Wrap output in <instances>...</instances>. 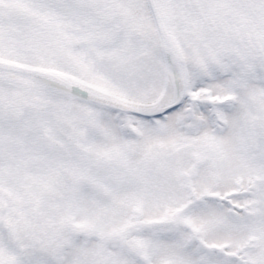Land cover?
<instances>
[{"label":"snow or ice","instance_id":"6c2138e0","mask_svg":"<svg viewBox=\"0 0 264 264\" xmlns=\"http://www.w3.org/2000/svg\"><path fill=\"white\" fill-rule=\"evenodd\" d=\"M0 264H264V0H0Z\"/></svg>","mask_w":264,"mask_h":264}]
</instances>
